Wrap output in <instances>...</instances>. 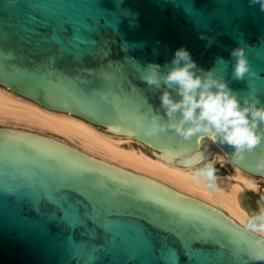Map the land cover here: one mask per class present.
<instances>
[{"label":"water","instance_id":"95a60500","mask_svg":"<svg viewBox=\"0 0 264 264\" xmlns=\"http://www.w3.org/2000/svg\"><path fill=\"white\" fill-rule=\"evenodd\" d=\"M186 48L198 69L223 73L241 103L256 88L264 106V11L249 0H0V85L43 108L71 112L104 130L146 141L178 167L209 158L205 134H147L149 106L165 91L141 76L161 72ZM243 47L255 73L233 76L231 52ZM175 99L176 90L168 89ZM259 127L264 129V124ZM217 142L233 160L234 149ZM264 150V142L255 152ZM255 152L234 162L251 179L264 176ZM192 161L189 166L188 161ZM84 201H82V198ZM64 207L76 204L84 223L72 227ZM89 205L91 208L89 210ZM88 241L87 251H71ZM149 239L152 245L149 244ZM191 246L188 255L182 245ZM252 237L197 199L125 175L91 153L0 128V264H264L249 260ZM92 255L91 258H88Z\"/></svg>","mask_w":264,"mask_h":264},{"label":"bare ground","instance_id":"6f19581e","mask_svg":"<svg viewBox=\"0 0 264 264\" xmlns=\"http://www.w3.org/2000/svg\"><path fill=\"white\" fill-rule=\"evenodd\" d=\"M0 123L6 129L40 133V139L52 140L80 152L91 153V159L107 161L109 167L125 175L140 177L162 189L197 199V205L228 217L239 229L242 213L249 212L242 203L247 190L258 191V179H251L234 166L222 146L205 135L210 148L212 166H229L232 175L213 174V179L197 180L193 173L208 165L209 158L199 161V167H178V161L158 158L161 149L146 147V141L104 130L71 112L41 107L37 102L17 93H8L0 85ZM103 128V129H102ZM219 164V165H220ZM229 174V173H228ZM248 182L255 186L249 187ZM264 193V190H263ZM262 206V204H261ZM244 231V230H243Z\"/></svg>","mask_w":264,"mask_h":264},{"label":"clouds","instance_id":"9594fccd","mask_svg":"<svg viewBox=\"0 0 264 264\" xmlns=\"http://www.w3.org/2000/svg\"><path fill=\"white\" fill-rule=\"evenodd\" d=\"M251 4H259L264 11V0H249ZM235 58L233 76L244 79L245 75L254 76L243 47H237L231 52ZM148 85L159 88L165 86L160 96V107L164 110L167 119L159 110L149 106L147 114V134L158 130L173 129L176 134L185 139L193 134L202 133L213 140L227 143L234 149L233 160L239 162L250 152H255L256 146L264 142V106H257L255 98L256 88L251 84L249 97L241 100L223 79V73L216 69H198L190 52L178 48L166 72H161V66L150 64L141 76ZM175 89L179 99L173 98L168 89ZM189 166L192 161L187 162ZM255 167L264 169V150L255 152ZM211 163L203 169H197L193 178L201 180L213 179ZM249 187H254L248 182ZM240 223L246 234L252 237V244L247 250L249 260L264 261V207L253 215L242 213Z\"/></svg>","mask_w":264,"mask_h":264},{"label":"snow or ice","instance_id":"6c2138e0","mask_svg":"<svg viewBox=\"0 0 264 264\" xmlns=\"http://www.w3.org/2000/svg\"><path fill=\"white\" fill-rule=\"evenodd\" d=\"M79 196V194H78ZM81 197V196H79ZM82 198V201H84V198ZM59 205L63 208L64 210V220L71 225L72 227H75L77 225L83 224L85 221L81 217L79 213V209L76 204H68L67 207H64L63 202L61 201ZM91 208V205H89V210ZM149 244H151L150 239H149ZM195 243H193L191 246H188L186 243L182 245V249L184 253L189 257L188 251L189 249L194 250L195 248L193 247ZM69 248L71 251L77 250L80 252L87 251L90 247L91 244L88 241H81V242H74L70 239L68 243ZM167 254H161V257L164 261V264H178V250L173 249V250H166ZM92 255H89L88 258H91Z\"/></svg>","mask_w":264,"mask_h":264},{"label":"rangeland","instance_id":"374dc122","mask_svg":"<svg viewBox=\"0 0 264 264\" xmlns=\"http://www.w3.org/2000/svg\"><path fill=\"white\" fill-rule=\"evenodd\" d=\"M4 125L0 123V128H4ZM103 129V128H102ZM216 162V165L214 166V172L213 174L215 175H220V176H226V175H232L231 169L229 170V166L223 165ZM229 173V174H228ZM258 185L260 186L258 191L255 190H247L244 192V195L242 197V203L244 207L249 211V212H255L258 213L260 211L261 207H264V178H259L258 179ZM262 204V206H261Z\"/></svg>","mask_w":264,"mask_h":264}]
</instances>
